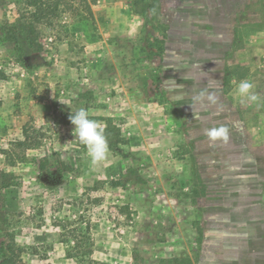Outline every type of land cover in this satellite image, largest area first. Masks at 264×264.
Returning a JSON list of instances; mask_svg holds the SVG:
<instances>
[{
	"label": "rangeland",
	"instance_id": "obj_1",
	"mask_svg": "<svg viewBox=\"0 0 264 264\" xmlns=\"http://www.w3.org/2000/svg\"><path fill=\"white\" fill-rule=\"evenodd\" d=\"M47 1L19 57L0 0V264H264V0ZM81 108L122 136L97 164Z\"/></svg>",
	"mask_w": 264,
	"mask_h": 264
},
{
	"label": "trees",
	"instance_id": "obj_2",
	"mask_svg": "<svg viewBox=\"0 0 264 264\" xmlns=\"http://www.w3.org/2000/svg\"><path fill=\"white\" fill-rule=\"evenodd\" d=\"M14 3L18 10V16L14 21L5 20L1 25V31L3 33V41L10 42L16 47V51L19 53V57L22 56V50L24 49L23 40H28L29 45L33 46L34 32L36 30L37 23L43 22L49 15V8L47 0H14ZM0 78H6V73L0 69ZM91 118V117H90ZM106 137L111 138L112 141L117 140L121 142L122 136L119 131L116 132L111 124L102 127ZM29 135L25 133V139L18 141L20 145H27V137ZM116 138V139H115ZM45 165H42L44 171ZM6 172L0 169V176H2V183L0 187H5L7 184L4 182L3 176ZM3 254L4 264H27L22 256V249H13L8 245L1 247Z\"/></svg>",
	"mask_w": 264,
	"mask_h": 264
},
{
	"label": "clouds",
	"instance_id": "obj_3",
	"mask_svg": "<svg viewBox=\"0 0 264 264\" xmlns=\"http://www.w3.org/2000/svg\"><path fill=\"white\" fill-rule=\"evenodd\" d=\"M214 83L219 84L218 81ZM254 85L251 81L245 79L241 80L238 84V94L240 97L245 98L247 101L258 103L261 100L259 94L253 91ZM203 94L194 99L202 100ZM208 99L215 102L212 96ZM70 123L74 126L73 132L79 141L86 146L87 154L93 164L100 163L107 158L109 152V145L107 138L104 134V129L100 126L99 122L90 118L87 109L81 108L75 113L69 115ZM199 118V117H196ZM207 137L210 141L222 140L227 142L229 137V129L226 127H213L206 129Z\"/></svg>",
	"mask_w": 264,
	"mask_h": 264
},
{
	"label": "flooded vegetation",
	"instance_id": "obj_4",
	"mask_svg": "<svg viewBox=\"0 0 264 264\" xmlns=\"http://www.w3.org/2000/svg\"><path fill=\"white\" fill-rule=\"evenodd\" d=\"M52 176H53V177H56V175H55L54 172H53V173H52V172L49 173V175H48L49 178H47V180L51 179ZM57 176H58V174H57Z\"/></svg>",
	"mask_w": 264,
	"mask_h": 264
}]
</instances>
